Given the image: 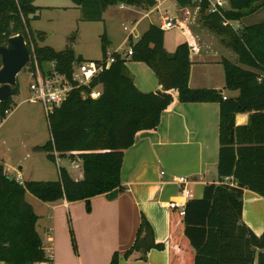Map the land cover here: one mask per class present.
Instances as JSON below:
<instances>
[{"label": "trees", "instance_id": "1", "mask_svg": "<svg viewBox=\"0 0 264 264\" xmlns=\"http://www.w3.org/2000/svg\"><path fill=\"white\" fill-rule=\"evenodd\" d=\"M35 0H0V45L21 33L38 63L55 61L60 72L69 76L73 61L84 60L66 47L41 45L45 33L34 31L30 20L38 18ZM180 7L194 6L193 0H174ZM80 9L81 20L100 21L105 10L115 4L148 10L156 0H72ZM264 5V0H227L218 12H207L200 5L202 22L231 52L221 59L225 88L236 96L223 98L214 88L189 86L191 61L187 42L170 53L164 47V30L150 24L130 40V56L113 52L114 61L91 82L102 87L98 99H82L72 90L47 117L50 138L34 147L52 161L63 158L79 161L80 173L72 174L58 163L59 178L52 181L19 182L0 165V264H38L52 262L36 228L38 216L26 200L29 192L43 202L84 200L121 188L120 171L124 151L134 144L140 131L155 130L174 99L181 102H218L219 149L218 183L207 184L201 199H189L185 213L170 208L168 217L169 264H264V230L256 234L242 219L244 189L264 198V22L234 28L227 21L239 20ZM102 58L108 41L100 36ZM233 57V58H231ZM127 60L146 63L167 92H142L134 84ZM1 67V62H0ZM15 85L7 101L0 102V121L4 110L18 94ZM248 113V121L236 125L234 116ZM229 177L232 181H224ZM72 233V231H71ZM72 245L76 250L72 237ZM164 249L154 239L150 222L141 215L133 243L121 255L114 252L110 264L126 259H146L151 249Z\"/></svg>", "mask_w": 264, "mask_h": 264}, {"label": "crops", "instance_id": "2", "mask_svg": "<svg viewBox=\"0 0 264 264\" xmlns=\"http://www.w3.org/2000/svg\"><path fill=\"white\" fill-rule=\"evenodd\" d=\"M163 1L156 0L153 7L145 10L144 19H149L150 14L157 11ZM118 5L128 9H141L124 4ZM187 8L190 7H181L182 14ZM107 9L103 13V19ZM135 19L130 18L129 23L137 27L141 18ZM150 24L154 23L149 19L148 26L143 32ZM187 29L188 39L176 40L173 50H166L172 53L180 43H188L192 37V42L198 49L189 54L190 70L194 62H209L223 66L221 59L226 55H231V52L221 43L218 48L213 46V48L200 50L197 36L201 37L202 34L198 31L193 32L190 22L187 24ZM108 42L107 50H110L109 45L112 42ZM221 48H225V51ZM133 64L135 65L130 67V72L135 86L140 91L155 92L160 88L154 71L147 64L143 62ZM204 76L202 74V78L195 80V84H192V76L189 73V86L220 89L221 84L218 81L209 76L204 80ZM222 95L230 97L223 93ZM219 114L218 102H181L174 99L171 105L162 112L158 127L155 130L140 131L134 144L124 151L120 171L121 188L91 197L89 210L86 209L84 200L60 199L55 202H43L37 198L47 207V213L44 216L36 212L30 203L38 216V225L41 219L50 220L48 225L41 226L43 232L39 233L46 253L52 258L49 264H110L114 252L121 255L133 243L141 215H144L150 222L155 241L163 243L164 249L153 248L148 251L147 258L142 260H131L120 256L118 264H169V202L183 200L181 197L183 187L190 193L184 198L186 204L189 199H201L207 184L218 183ZM234 121L236 125L246 124L248 113H236ZM62 160L74 161L68 158ZM56 161L57 164L66 167L61 160ZM2 166L7 174H9L8 169H13L15 173L9 175L19 178L21 182L36 179L34 177L35 167L31 171L28 169L26 173L22 165L17 167L8 165V169ZM38 166L47 171L43 163ZM213 168H216L217 175ZM179 176L186 177L187 183L182 184L174 180V177ZM29 195L33 196L27 192L26 198ZM242 200L243 221L260 235L264 230V198L254 191L244 189ZM59 222L63 236L60 235L58 241L56 230L59 231ZM69 226L76 233V252L71 245ZM62 237L67 238V244L61 243Z\"/></svg>", "mask_w": 264, "mask_h": 264}, {"label": "rangeland", "instance_id": "3", "mask_svg": "<svg viewBox=\"0 0 264 264\" xmlns=\"http://www.w3.org/2000/svg\"><path fill=\"white\" fill-rule=\"evenodd\" d=\"M34 4L39 7L37 12L38 18L30 20V26L34 31L40 30L45 33V39L40 42L42 45H49L55 49L71 48L75 55H80L83 59H100L102 55L100 36L106 33L107 41H111L109 51H123L129 47L130 40H126L130 30H124V26L130 28V18H136L140 22L135 27L132 34V41L137 40V36L142 35L143 30L148 26V20L158 26L161 25L162 14L177 20V25L164 31V47L167 50H173L176 40L182 41L188 39V30L185 32L179 26V22L183 17L182 9L174 0H164L157 11L151 13L148 18L143 17L145 10L134 8L120 7L118 4L108 7L104 19L100 21H84L81 20L80 9L72 2V0H36ZM136 8V7H135ZM190 10L189 22L193 32L198 34L197 41L200 50L210 48H218L221 41L218 36L207 28L202 22L201 14L195 7L188 8ZM184 13V12H183ZM182 18H181V17ZM264 21V6L255 11L242 16L239 20L231 21L234 28H241L244 25L260 23ZM183 32V33H182ZM186 33V34H185ZM126 40V41H125ZM222 44V43H221ZM225 49V48H221ZM225 51V50H224ZM223 53V52H222ZM226 55V54H225ZM233 58V57H231ZM206 59V58H205ZM204 59V60H205ZM141 61L127 60L126 66L130 71V67ZM144 63V62H143ZM28 64V63H27ZM146 64V63H144ZM27 65L17 74L16 84L18 94L12 96L13 104L10 106L12 113L0 121V165L6 168L8 165L17 167L24 166V172L27 173L35 170L34 180L52 181L58 179L57 161H52L40 151L34 150L35 145H42L49 138V127L47 122V113L43 105L39 101H30L31 96L29 84L31 77L27 73ZM190 74L192 76V84L195 80L207 76L215 79L220 83V90L223 94L235 96L237 92H233L225 88L224 68L223 66L209 62L192 63ZM62 164H66V168L72 174H79V161L61 160ZM43 163L47 167L39 168V164ZM8 169V168H7ZM43 170V171H42ZM8 173L14 174L13 169H8ZM8 174V175H9ZM27 201L34 206V210L39 214L47 213V207L41 204L37 198L28 196ZM50 220L41 219L36 228L42 234L41 226L48 225ZM58 230H56V238L59 241L62 235V226L59 222ZM70 226L68 227V229ZM72 231V233H71ZM59 233V235H58ZM63 236V235H62ZM72 237L75 241L76 250L72 245ZM70 240L73 250L77 251L76 233L70 228ZM67 244V238L62 237L61 243Z\"/></svg>", "mask_w": 264, "mask_h": 264}, {"label": "built area", "instance_id": "4", "mask_svg": "<svg viewBox=\"0 0 264 264\" xmlns=\"http://www.w3.org/2000/svg\"><path fill=\"white\" fill-rule=\"evenodd\" d=\"M203 1H206L207 12L220 13L221 9L227 5V0H193V2L195 3L193 7H195V9L199 11L200 5ZM122 5L123 4H121V6ZM184 14L185 18L180 20L179 26L185 32V30H188L187 24L189 23L190 10L187 8ZM176 23V19H172L168 17L167 14H164L162 15L160 27L163 30H166L172 28L173 26H176ZM226 23L231 25L230 21L226 20ZM123 29L127 31L130 30L129 35L127 36V40L130 37L132 38L135 26L132 25L130 28L124 26ZM187 44L189 46L190 52L196 51L198 49L196 44L192 42V37ZM132 51L133 48L131 45H129V47L123 51L107 50L105 58L101 57L100 59L96 60L86 59L80 62L73 61L71 64V74L69 76L59 71L55 61L45 62L40 65L36 57L33 55L32 58L30 57L26 67L27 73L31 77V82L29 84L31 96L28 98V100L39 101L43 105L48 117L56 107H59L62 104L69 93L76 88H88V91L84 90L81 92L82 99L88 97L91 99H98L102 94V87L100 84L91 86V82L93 81V79L114 61V56L112 54L113 52H117L121 56H130L132 54ZM223 98L225 99L226 96H223ZM12 111L13 110L10 109V107L5 109V118L6 116L10 115ZM17 180L21 182L19 178ZM174 180L182 184L187 183V178L184 176L174 177ZM224 181H230V178L226 177L224 178ZM189 195L190 193L188 192V190L183 187L181 189V197L183 198V200H172L169 202L168 206L170 208H178L179 213L183 215L185 213L184 211L186 205L184 198L188 197ZM38 264L49 263L40 262Z\"/></svg>", "mask_w": 264, "mask_h": 264}, {"label": "water", "instance_id": "5", "mask_svg": "<svg viewBox=\"0 0 264 264\" xmlns=\"http://www.w3.org/2000/svg\"><path fill=\"white\" fill-rule=\"evenodd\" d=\"M29 59L30 51L21 33L10 36L5 44L0 45V102L7 101L11 96L16 76L27 65ZM155 93L161 96L167 94L162 86ZM213 171L217 175L216 168H213Z\"/></svg>", "mask_w": 264, "mask_h": 264}]
</instances>
